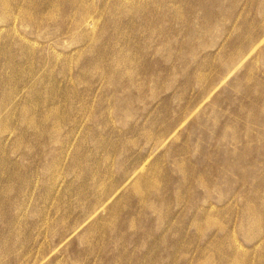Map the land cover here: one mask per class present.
I'll return each mask as SVG.
<instances>
[{
  "label": "rangeland",
  "instance_id": "374dc122",
  "mask_svg": "<svg viewBox=\"0 0 264 264\" xmlns=\"http://www.w3.org/2000/svg\"><path fill=\"white\" fill-rule=\"evenodd\" d=\"M0 264H264V0H0Z\"/></svg>",
  "mask_w": 264,
  "mask_h": 264
},
{
  "label": "bare ground",
  "instance_id": "6f19581e",
  "mask_svg": "<svg viewBox=\"0 0 264 264\" xmlns=\"http://www.w3.org/2000/svg\"><path fill=\"white\" fill-rule=\"evenodd\" d=\"M13 20H15V19H13ZM34 44V43H33ZM253 49V48H252ZM169 138V137H168ZM139 170V169H138ZM136 172V171H135ZM133 175H134V173H133Z\"/></svg>",
  "mask_w": 264,
  "mask_h": 264
}]
</instances>
